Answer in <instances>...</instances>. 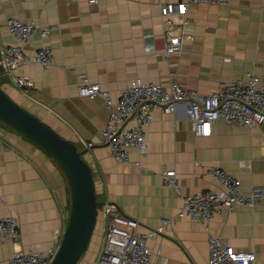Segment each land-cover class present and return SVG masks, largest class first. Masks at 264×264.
<instances>
[{
    "label": "crops",
    "instance_id": "crops-1",
    "mask_svg": "<svg viewBox=\"0 0 264 264\" xmlns=\"http://www.w3.org/2000/svg\"><path fill=\"white\" fill-rule=\"evenodd\" d=\"M182 0H0V50L16 43L9 33L10 17L34 20L52 27L47 38L35 34L27 54L48 45L53 51L48 69L27 64L18 73L26 84H0L21 106L63 137L86 151L96 193L139 221L146 232L172 218L164 232L149 241L154 264H209L206 225L177 217L183 200L165 186L162 174L176 170L180 192L219 190L213 167L237 176L245 192L264 184V138L248 129L218 120L209 136H197L186 107L175 114L156 110L148 130L149 150H132L128 162L116 160L100 136L109 110L100 96L79 94L82 74L116 99L135 78L167 86L176 72L178 81L199 95L221 84L258 75L264 79V0H231L228 6L190 4L179 55L165 56L166 35L161 5ZM152 46L153 49H149ZM2 67L0 66V72ZM84 141L93 142L87 148ZM140 161L142 167L134 164ZM70 191L55 161L32 141L0 122V216L18 221L17 241L0 239V264L17 251L49 250L65 231ZM210 231L238 251L255 252L264 264V207H226L208 222ZM106 222L99 218L96 236L80 264H94ZM161 253V255H160Z\"/></svg>",
    "mask_w": 264,
    "mask_h": 264
},
{
    "label": "built area",
    "instance_id": "built-area-1",
    "mask_svg": "<svg viewBox=\"0 0 264 264\" xmlns=\"http://www.w3.org/2000/svg\"><path fill=\"white\" fill-rule=\"evenodd\" d=\"M89 1L95 3L98 0ZM200 3L228 6L231 0H182L161 5L166 35L165 56L179 55L182 51V40L192 37L185 31L189 23L186 18L187 8L190 4ZM7 28L16 43L0 50V76H7L5 86L13 83L21 87L26 82L18 73L20 68L31 63L46 69L52 66L53 51L50 46L37 48L32 56L27 54L26 49L35 34L47 38L52 27L14 16L8 18ZM149 49H153L152 46ZM78 89L83 97L94 99L100 96L106 102L109 118L106 126L100 130V136L109 146L111 155L123 163L129 161L132 150L141 155L148 152L147 134L153 124L155 111L159 109L164 114H175L181 104L186 107L188 119L197 136H209L213 124L222 120L250 130L259 129L264 138V79L258 75L224 82L215 91L203 96L185 88L178 81L176 72L172 73L167 86L141 77L135 78L116 99L99 82H92L87 74L81 75ZM84 144L87 148L94 145L90 141H84ZM134 164L142 167L140 161H135ZM208 175L217 180L219 190L205 189L183 195L176 170H167L162 174L164 185L183 200L177 217H188L207 224L209 264H255V252L238 251L225 238L212 233L208 222L223 207L230 212L239 206L250 209L264 207V184L252 185L245 192L241 180L224 169L210 168L203 173V176ZM66 216L69 217L68 210ZM99 218L106 222V227L102 247L94 264H154L149 241L162 234L165 226L172 222V218L164 217L159 226L141 232L138 230L139 221L125 214L112 201H105L99 207ZM62 236L49 250L17 251L5 264H50L58 252ZM19 237L17 219L0 216V239L17 241ZM165 262L166 258H163V264Z\"/></svg>",
    "mask_w": 264,
    "mask_h": 264
},
{
    "label": "water",
    "instance_id": "water-1",
    "mask_svg": "<svg viewBox=\"0 0 264 264\" xmlns=\"http://www.w3.org/2000/svg\"><path fill=\"white\" fill-rule=\"evenodd\" d=\"M0 122L32 141L62 171L70 191L66 229L50 264H80L92 244L99 222V207L88 149L63 137L35 114L21 106L0 84Z\"/></svg>",
    "mask_w": 264,
    "mask_h": 264
},
{
    "label": "rangeland",
    "instance_id": "rangeland-1",
    "mask_svg": "<svg viewBox=\"0 0 264 264\" xmlns=\"http://www.w3.org/2000/svg\"><path fill=\"white\" fill-rule=\"evenodd\" d=\"M98 197V200L101 201V196H97ZM68 207L70 208V205H68ZM87 253V252H86ZM85 253V254H86ZM84 258V257H83Z\"/></svg>",
    "mask_w": 264,
    "mask_h": 264
}]
</instances>
